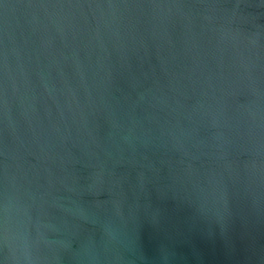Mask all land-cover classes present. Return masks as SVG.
Segmentation results:
<instances>
[{"label": "water", "instance_id": "1", "mask_svg": "<svg viewBox=\"0 0 264 264\" xmlns=\"http://www.w3.org/2000/svg\"><path fill=\"white\" fill-rule=\"evenodd\" d=\"M0 264H264V0H0Z\"/></svg>", "mask_w": 264, "mask_h": 264}]
</instances>
